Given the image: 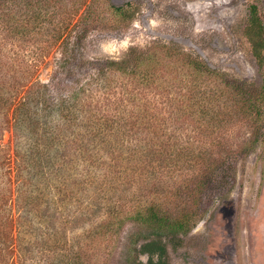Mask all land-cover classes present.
Listing matches in <instances>:
<instances>
[{"label":"trees","instance_id":"trees-1","mask_svg":"<svg viewBox=\"0 0 264 264\" xmlns=\"http://www.w3.org/2000/svg\"><path fill=\"white\" fill-rule=\"evenodd\" d=\"M96 3L0 0V264H89L84 245L94 234L104 236L125 219L161 230V237L135 245V264H165L167 249L162 234L170 236L176 246L181 242L179 236L195 225V215L189 210L168 218L160 214L154 201L125 207L117 198L106 202L105 218L93 229L67 237L63 223L72 225L81 214L61 217L58 203L73 194L65 187L67 178L76 187L94 175L97 183L112 189L113 182L121 178L116 174L130 168L131 151L158 145L152 138L137 140V134L150 128L151 121L142 114L135 116L139 107L130 108L126 98L123 102L119 93L116 95L115 73L148 87L156 82L161 68L169 87L178 84L184 89L182 99L187 108L178 110L191 117L199 113L204 122L253 121L264 112V24L255 3L248 5L243 35L263 69L259 87L211 68L179 46L158 41L143 49L129 47L119 59H83L81 48L90 31L119 28L137 11L132 1L108 3L104 17ZM49 62L56 65L50 81L62 75L75 78L76 85L60 92L41 81L40 68ZM86 63L94 71L78 70ZM124 95L130 97L131 91L125 89ZM5 131L9 139L2 143ZM257 138L244 140L241 150L247 153L253 149ZM168 146L169 140H161L162 149ZM100 152L108 158H102ZM118 164L127 165L116 171ZM79 167L80 173L76 172ZM96 168L99 173H94ZM54 179L57 187L51 185ZM156 184L146 192L156 191ZM139 253L145 254L147 261L138 259Z\"/></svg>","mask_w":264,"mask_h":264},{"label":"rangeland","instance_id":"rangeland-1","mask_svg":"<svg viewBox=\"0 0 264 264\" xmlns=\"http://www.w3.org/2000/svg\"><path fill=\"white\" fill-rule=\"evenodd\" d=\"M125 1L137 4L134 17L119 28L90 31L82 44L83 59H119L129 47L143 49L158 41L179 46L211 68L253 87L260 86L263 69L251 53L243 27L250 3L257 5L264 24V0H97L96 8L107 17L108 3L121 5ZM86 64L78 70L94 71ZM54 69V62L40 68V80L60 92L76 85L75 78L62 75L50 81ZM157 72L158 79L148 87L134 78L125 79L117 73L113 76L120 100L126 98L130 108L139 107L135 116L150 118V128L137 134V140L152 138L158 145L131 151L130 168L116 174L121 178L113 182L112 189L97 183L94 175L76 187L67 178L65 187L73 194L58 203L61 217L81 213L76 223H63L67 237L78 236L100 223L105 218L106 202L120 198L125 207H132L135 202L148 200L156 202L160 214L168 218L185 210L195 215V225L179 236L180 244L172 246V238L162 234L167 249L165 264H264V112L253 121L204 122L199 113L191 117L178 110L187 108L182 99L184 89L178 84L169 87L165 72L162 76L161 68ZM125 89L131 91L128 98ZM257 135L253 149L244 153L242 142ZM8 139L5 131L2 143ZM161 140H169L170 146L162 149ZM100 155L108 158L104 152ZM126 165L115 170L123 171ZM78 170L81 167L76 170L80 173ZM76 172L72 174L76 176ZM153 183H157L156 191L147 193ZM58 184L57 179L51 183ZM157 237H161V230L153 224L125 219L104 236L94 234L84 245L87 261L135 264V245ZM138 257L147 261L143 253Z\"/></svg>","mask_w":264,"mask_h":264},{"label":"bare ground","instance_id":"bare-ground-1","mask_svg":"<svg viewBox=\"0 0 264 264\" xmlns=\"http://www.w3.org/2000/svg\"><path fill=\"white\" fill-rule=\"evenodd\" d=\"M218 31V30H217Z\"/></svg>","mask_w":264,"mask_h":264}]
</instances>
